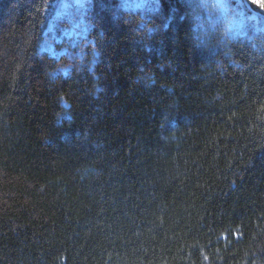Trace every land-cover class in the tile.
<instances>
[{"label": "trees", "instance_id": "obj_1", "mask_svg": "<svg viewBox=\"0 0 264 264\" xmlns=\"http://www.w3.org/2000/svg\"><path fill=\"white\" fill-rule=\"evenodd\" d=\"M59 4L0 0V264H264V29Z\"/></svg>", "mask_w": 264, "mask_h": 264}, {"label": "rangeland", "instance_id": "obj_2", "mask_svg": "<svg viewBox=\"0 0 264 264\" xmlns=\"http://www.w3.org/2000/svg\"><path fill=\"white\" fill-rule=\"evenodd\" d=\"M84 0H60V4L57 8V13H64L67 11V9L70 7V4H81ZM191 1V0H190ZM216 7H218V10H222L223 8H229L230 12L233 13L234 20L230 24L229 27V34H241L242 33V25L245 20H253L255 23L259 22V17L255 13H249L246 14L243 8V0H233L232 2L230 0H214ZM231 3V5H230ZM146 4V0H124V6L128 9L132 10H138L142 9L144 5ZM222 5V6H221ZM198 19V18H197ZM200 22V21H199ZM264 26V23H261ZM76 28V30H75ZM79 26L77 24L74 25V28L66 31L67 36H70L71 34L76 31V34L78 32ZM254 30H256L255 27H251ZM205 32V31H203ZM204 35V34H203ZM48 50H53V47H48ZM55 55L60 53V51L52 52Z\"/></svg>", "mask_w": 264, "mask_h": 264}, {"label": "snow or ice", "instance_id": "obj_3", "mask_svg": "<svg viewBox=\"0 0 264 264\" xmlns=\"http://www.w3.org/2000/svg\"><path fill=\"white\" fill-rule=\"evenodd\" d=\"M244 2L256 5L261 10V13L264 14V0H244Z\"/></svg>", "mask_w": 264, "mask_h": 264}, {"label": "bare ground", "instance_id": "obj_4", "mask_svg": "<svg viewBox=\"0 0 264 264\" xmlns=\"http://www.w3.org/2000/svg\"><path fill=\"white\" fill-rule=\"evenodd\" d=\"M149 0H146V2H148ZM230 5H231V3H230ZM246 6H249V3H246ZM252 12H256V13H259L261 16H263L264 17V14H262V13H260V12H258V11H252ZM215 31V29L213 28V27H209L208 29H207V31Z\"/></svg>", "mask_w": 264, "mask_h": 264}]
</instances>
